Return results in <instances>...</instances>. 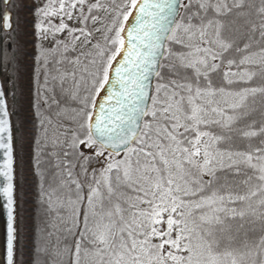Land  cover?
<instances>
[{"label": "snow or ice", "instance_id": "snow-or-ice-1", "mask_svg": "<svg viewBox=\"0 0 264 264\" xmlns=\"http://www.w3.org/2000/svg\"><path fill=\"white\" fill-rule=\"evenodd\" d=\"M21 6L31 166L18 173L23 65L0 37V264H264V0Z\"/></svg>", "mask_w": 264, "mask_h": 264}, {"label": "trees", "instance_id": "trees-1", "mask_svg": "<svg viewBox=\"0 0 264 264\" xmlns=\"http://www.w3.org/2000/svg\"><path fill=\"white\" fill-rule=\"evenodd\" d=\"M31 0H11L8 4L9 9L12 11V24L13 31L11 33H6L2 28H0V37L7 38V36L14 37L13 47L17 50V55L20 58L21 64L23 65V70L21 72L20 84L24 88L26 99L21 101L23 108L20 110V115L17 118L14 117V121L17 122L18 127L20 128V134L24 136L25 148L23 152L20 153V156L23 157V162L18 165V173L21 168L30 169V132L32 129L31 124V109L28 107V98L31 96V66H32V56L34 54L33 44L30 43L32 36L30 35L32 30V14L31 11L24 6H21L19 9L15 7L16 4L27 5L30 4ZM4 5L2 0H0V14L3 13ZM10 104L12 103L11 97H9ZM19 108L20 106L17 105ZM85 152L90 150L84 148ZM103 165V160L99 163H95L96 168H100ZM26 191V200L28 201L23 205L22 208V222L20 227L22 229V236L31 237L33 234V228L36 223L34 217L35 212L32 210L34 205L31 202L32 197L35 192V183L34 177L32 176L31 171H27L23 176L21 181ZM28 255L23 256V260L27 262L29 260ZM21 258L18 255L17 264H20Z\"/></svg>", "mask_w": 264, "mask_h": 264}, {"label": "water", "instance_id": "water-1", "mask_svg": "<svg viewBox=\"0 0 264 264\" xmlns=\"http://www.w3.org/2000/svg\"><path fill=\"white\" fill-rule=\"evenodd\" d=\"M2 3L5 7V4L2 0ZM2 156V153H0ZM2 203V201H0ZM6 227H7V213L3 207H0V236H1V259H4V251H5V244H6Z\"/></svg>", "mask_w": 264, "mask_h": 264}, {"label": "bare ground", "instance_id": "bare-ground-1", "mask_svg": "<svg viewBox=\"0 0 264 264\" xmlns=\"http://www.w3.org/2000/svg\"><path fill=\"white\" fill-rule=\"evenodd\" d=\"M0 244H1V236H0ZM0 261H2V259H1V248H0Z\"/></svg>", "mask_w": 264, "mask_h": 264}]
</instances>
